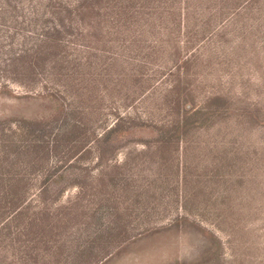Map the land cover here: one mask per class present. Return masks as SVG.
I'll list each match as a JSON object with an SVG mask.
<instances>
[{"label": "rangeland", "instance_id": "rangeland-1", "mask_svg": "<svg viewBox=\"0 0 264 264\" xmlns=\"http://www.w3.org/2000/svg\"><path fill=\"white\" fill-rule=\"evenodd\" d=\"M35 14L0 0V264H264V0L93 29L74 80L25 75Z\"/></svg>", "mask_w": 264, "mask_h": 264}, {"label": "trees", "instance_id": "trees-1", "mask_svg": "<svg viewBox=\"0 0 264 264\" xmlns=\"http://www.w3.org/2000/svg\"><path fill=\"white\" fill-rule=\"evenodd\" d=\"M32 4L35 11L34 16H30L27 27L37 31L31 47L25 50V75L36 73H46L58 79L76 78L78 74L75 59H68L70 47L89 49L90 37L93 29L99 33L114 32V34L131 31L136 33L140 27L137 20L149 18L150 16L170 12L178 14L190 11L191 2L201 0H25ZM182 5V6H181ZM182 7V8H181ZM76 66V67H75ZM184 123V121H183ZM25 124H30L25 123ZM184 126V124H183ZM166 134L159 138H165ZM31 162L30 165H34ZM67 176V175H66ZM64 172H59L51 182H64L66 179ZM20 176L14 175L8 178L11 181L19 182ZM46 189L43 187L38 191V196L44 194ZM23 192L9 193L7 198L12 205L10 210L11 218L19 216L21 205L23 204ZM26 204V203H25ZM57 210H64L67 215L71 214L70 203L58 206ZM9 212V213H10ZM84 212H88L84 213ZM34 213L32 221L39 214ZM83 214L92 220H96L91 225L95 232L103 228L101 218H104L101 209L88 208L82 210ZM47 218L49 215L43 213ZM66 224V225H65ZM63 224L65 226L67 223ZM65 231V230H64ZM66 232V231H65ZM99 260V259H98ZM93 260V264L98 261Z\"/></svg>", "mask_w": 264, "mask_h": 264}]
</instances>
